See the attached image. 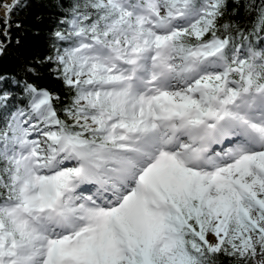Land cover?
<instances>
[{"label":"snow or ice","instance_id":"snow-or-ice-1","mask_svg":"<svg viewBox=\"0 0 264 264\" xmlns=\"http://www.w3.org/2000/svg\"><path fill=\"white\" fill-rule=\"evenodd\" d=\"M0 8V264L264 257V0Z\"/></svg>","mask_w":264,"mask_h":264},{"label":"trees","instance_id":"trees-1","mask_svg":"<svg viewBox=\"0 0 264 264\" xmlns=\"http://www.w3.org/2000/svg\"><path fill=\"white\" fill-rule=\"evenodd\" d=\"M36 14V10L32 9L31 11L28 9H24L23 11H19L18 14H14V19H18L23 21L26 25H29L33 21V17ZM50 15V13L45 12V16L47 17ZM16 30L14 29V32ZM47 31L46 26H42L41 28V35L39 37L33 36L31 33L21 34L23 39V48L21 49L25 53L30 54L32 51H42L46 44V37L45 32ZM15 50L13 49V52ZM16 69V61L14 58V55H9L3 58L2 61H0V71H8L13 72ZM40 83L51 89L54 92H58L61 95H63V88L59 81L53 80L52 78L45 76L44 79L40 81ZM224 259V258H222ZM224 264H231V262L224 260Z\"/></svg>","mask_w":264,"mask_h":264},{"label":"rangeland","instance_id":"rangeland-1","mask_svg":"<svg viewBox=\"0 0 264 264\" xmlns=\"http://www.w3.org/2000/svg\"><path fill=\"white\" fill-rule=\"evenodd\" d=\"M5 2H8V0H5ZM0 15H3V9L2 8H0ZM256 260H257V264H260V261H262V260H264V257H257L256 258Z\"/></svg>","mask_w":264,"mask_h":264}]
</instances>
